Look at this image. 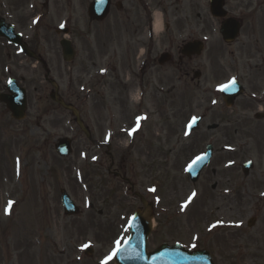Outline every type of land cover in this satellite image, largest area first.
I'll list each match as a JSON object with an SVG mask.
<instances>
[{
    "label": "rangeland",
    "instance_id": "374dc122",
    "mask_svg": "<svg viewBox=\"0 0 264 264\" xmlns=\"http://www.w3.org/2000/svg\"><path fill=\"white\" fill-rule=\"evenodd\" d=\"M183 16L178 15L179 25H189ZM52 33L48 30L45 35L50 39ZM210 35L196 34L205 50L180 65L181 72L173 64L162 69L164 95L157 102L135 87L128 101L118 98L123 115L126 112L133 121L143 119L132 140L126 133L113 143H106L107 139H99L98 145L89 143L76 126L64 123V112L48 111V99H38L36 87L45 86L39 81L41 68L28 64L27 70H19L22 84L27 85L25 118L13 121L0 105V264H114L112 253L129 234L127 221L141 209L130 184L134 193L153 204L148 250L163 242L178 243L188 250H207L213 264H225L227 257L231 264H257L256 254L264 259L255 251L257 227L245 225L252 213L246 194L239 209L241 218L231 208L225 219V110L218 93L225 83V48H219L216 29ZM216 48L218 59L213 60L209 52ZM2 51L0 40V66ZM25 63L21 60L20 65ZM193 71L201 76L190 81ZM4 81L0 70V87ZM124 82L134 81L128 77ZM114 88L116 92L106 90L113 97L124 86L118 83ZM101 104L110 108L108 100ZM197 116L204 117L199 127L186 133L187 123ZM117 120L118 125L109 130L127 132L120 125L122 118ZM100 123L90 124L92 131L110 133ZM66 136L74 138L73 151L59 158L53 145ZM208 143L213 144L212 160L191 184L185 168ZM247 157L252 160L253 155ZM62 188L78 206L77 216L62 214ZM218 221L233 233L216 228ZM84 246L92 248L90 255L83 253Z\"/></svg>",
    "mask_w": 264,
    "mask_h": 264
},
{
    "label": "flooded vegetation",
    "instance_id": "af4514ba",
    "mask_svg": "<svg viewBox=\"0 0 264 264\" xmlns=\"http://www.w3.org/2000/svg\"><path fill=\"white\" fill-rule=\"evenodd\" d=\"M93 1L0 0V18L21 36L33 55L26 56L18 45L0 38V70L5 80L0 94L6 93L10 79L27 87L22 84L19 70H27L28 64L39 66L43 71L39 81L45 86L38 85L36 90L40 101L48 99V111L64 112V123L76 126L75 116L61 106L63 103L77 111L87 129L101 122L99 126L110 133L98 129L96 134L91 129L88 138L83 136L91 144H101L99 139L113 143L116 136L128 135L109 130L122 118L120 125L127 131L136 128L132 140L143 119L133 121L126 112L127 116L123 115L119 100L128 101L135 87L146 97L150 95L152 103L157 102L164 95L162 69L173 64L181 72L180 65L199 57L183 51V46L197 40V33L210 35L216 29L219 48H225V107L221 106L225 110V219L232 213L231 208L241 218L239 209L246 194V206L252 208V213L245 225L257 227L255 251L264 254V0H221L225 13L221 18L210 13V0H107L104 17L89 11ZM156 14L160 19L158 30L154 29ZM181 14L188 17L189 25H179ZM170 19L173 24H169ZM222 25L225 42L219 35ZM48 30L53 32L50 39L45 35ZM217 53L218 48L213 49L209 58L218 59ZM20 59L26 62L24 67ZM128 77L133 84L124 82ZM118 83L124 88L113 97L106 90L116 92ZM103 99L108 100L110 108L101 104ZM0 105L10 117L3 102ZM249 155H253L252 160ZM221 227L225 234L232 232L218 221L216 228ZM255 258L257 264H264L257 254ZM225 264H231L229 257Z\"/></svg>",
    "mask_w": 264,
    "mask_h": 264
},
{
    "label": "water",
    "instance_id": "95a60500",
    "mask_svg": "<svg viewBox=\"0 0 264 264\" xmlns=\"http://www.w3.org/2000/svg\"><path fill=\"white\" fill-rule=\"evenodd\" d=\"M211 13L214 17L224 16L223 11H220V3L216 0H210ZM107 2L105 0H97L93 9L98 11L103 17L107 11ZM101 12V13H100ZM220 34L225 40V31L221 27ZM0 36H5L9 41L14 44L20 43V37L13 34L11 27H7L0 19ZM62 45V42H61ZM25 53L28 54L24 45H21ZM203 49V44L200 41L187 43L183 47L186 53L200 55ZM194 78L199 77V73L193 74ZM14 81L10 82L8 86L9 94L0 95V100L3 101L6 107L11 112L14 119H22L25 111V94L22 88L17 87ZM222 100L225 104V85L220 90ZM199 119L192 120L187 126L188 131H192L198 127ZM80 128L85 134L86 130L78 121ZM54 149L60 156H67L71 152L70 140L67 138L59 139ZM211 155V146L206 147L205 154L199 156L189 167L186 172L189 175L191 182H195L199 172L205 166ZM60 201L63 212L67 216L76 215L78 212L75 204L70 200L69 196L64 190H60ZM143 210L135 212L128 221L130 230L129 237L123 244L114 252L115 264H212L209 255L206 251H187L178 244L168 245L165 243L160 244L156 249L147 252V237L150 233V218L152 216L151 204H147L141 199ZM90 248H85V254L89 255Z\"/></svg>",
    "mask_w": 264,
    "mask_h": 264
},
{
    "label": "bare ground",
    "instance_id": "6f19581e",
    "mask_svg": "<svg viewBox=\"0 0 264 264\" xmlns=\"http://www.w3.org/2000/svg\"><path fill=\"white\" fill-rule=\"evenodd\" d=\"M160 28V19H159V15L156 14V19L154 21V29L158 30Z\"/></svg>",
    "mask_w": 264,
    "mask_h": 264
},
{
    "label": "snow or ice",
    "instance_id": "6c2138e0",
    "mask_svg": "<svg viewBox=\"0 0 264 264\" xmlns=\"http://www.w3.org/2000/svg\"><path fill=\"white\" fill-rule=\"evenodd\" d=\"M195 120V118H193V121ZM193 195H195L194 193H193ZM9 211V209L8 208H6L5 209V212L7 213ZM111 257H109L108 259H110Z\"/></svg>",
    "mask_w": 264,
    "mask_h": 264
}]
</instances>
